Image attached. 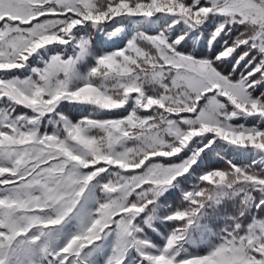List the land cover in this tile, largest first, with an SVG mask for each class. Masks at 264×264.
<instances>
[{"label": "snow or ice", "instance_id": "snow-or-ice-1", "mask_svg": "<svg viewBox=\"0 0 264 264\" xmlns=\"http://www.w3.org/2000/svg\"><path fill=\"white\" fill-rule=\"evenodd\" d=\"M0 264H264V0H0Z\"/></svg>", "mask_w": 264, "mask_h": 264}]
</instances>
